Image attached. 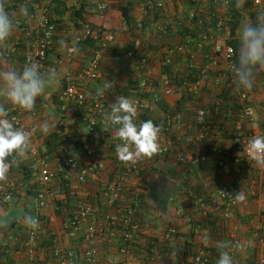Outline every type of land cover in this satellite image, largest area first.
<instances>
[{
    "label": "built area",
    "instance_id": "2783aa9c",
    "mask_svg": "<svg viewBox=\"0 0 264 264\" xmlns=\"http://www.w3.org/2000/svg\"><path fill=\"white\" fill-rule=\"evenodd\" d=\"M57 0H0V9L7 12L14 20V29L21 30L24 36L14 37L11 42L7 43V47L0 46V59L8 60L10 57H18L23 52L22 68L28 62H34L41 66L42 70L45 68L44 62L46 60L47 50L51 48L53 44V37L56 31V22L50 15V8ZM82 2V0H79ZM87 12H95L96 14H104L110 5L111 0H86ZM144 15L154 13L162 9L165 5V0H138ZM181 1V0H176ZM190 1H201V0H190ZM202 2V1H201ZM213 4L214 8H210L211 5L206 6L211 9L209 15H201L197 19L199 25H205L212 15L216 18V29L217 33L206 29L199 35V41L197 43L196 51L191 48V36H186V43L181 44L177 47L166 49L162 63L171 64L173 62V53H185L187 55L188 63L191 67H195V62L198 60L208 61L203 64L202 69L197 72L195 77L191 74H182L178 81H174L166 73L158 74L156 68L152 65L151 54L143 52L144 54L139 55V51L142 49V41L137 38L134 43V48L127 51V57L136 61V71L139 72L140 81L138 83L136 92L137 94L132 97L138 107V121L140 114L147 109H150L153 104L162 101L166 96L170 95L177 86L187 87L189 86L192 93V103L197 104V98L201 94L202 90L206 86L218 87L219 91L222 92V80L229 79L226 86L227 90L237 95L240 103L239 110L234 120V132H233V144L236 145L239 156L235 159L234 171L236 176L243 174L242 167L249 169L250 166L259 168L264 173V167H258L253 162L247 159L244 147L247 144V140L254 135L264 134L262 131L253 130L250 133L249 120L253 118L255 114L254 102L255 98L247 90L238 89L235 83V79L231 72V65L235 62V49L232 45L227 43V38L230 36V30L225 31V19L218 16V12H223L229 6L230 0H215ZM254 4L257 7V11L260 14V18H264V0H254ZM204 7V8H205ZM92 8V10L90 9ZM191 15L193 13L191 12ZM143 16L138 18V30L143 27ZM82 24V28L79 32L74 34L76 42H82L88 37L96 39L98 41V47L96 48L92 59L87 69V79L96 80L102 75L101 63L103 57L110 46V44L116 38V32L105 29L99 30L97 27L92 26L87 20L79 21ZM194 22H192L193 24ZM169 27L167 21L158 22L155 24L154 34L157 31H165ZM205 28V27H204ZM224 31V33H222ZM24 46V48L22 47ZM68 48L74 49L72 53L67 51ZM76 45L74 43L68 44L66 47V55L71 57L76 53ZM219 68L229 72L230 76L226 73L220 72L217 75H211L210 70ZM223 71V72H226ZM196 73V72H195ZM194 73V74H195ZM190 76V77H189ZM151 92V96L148 93ZM62 101L65 103L62 105V110H67L69 104L75 106H84L86 103H90V116L88 120L87 137L82 138L85 145V155L91 156L95 152V144H92L89 140L96 133L95 125L102 118V114L108 109V95L105 93L103 96H96L95 90L88 94V92L77 83L73 82L70 76L66 78V85L59 94ZM220 100H216L213 105H216L215 109L218 110V104ZM25 111L19 109H13L4 111L3 115L8 116L9 119H13L17 127H21L26 130L22 124V116ZM167 124L174 122L173 129L176 131L180 130V135H184L186 143L189 145L200 144L204 139H209L210 135L207 134L206 124L208 118H212V110L210 106L206 105H195L193 110V118H190L187 122L183 120V115L179 112L172 113ZM264 114V113H263ZM63 121L60 122L62 126ZM169 127H167L168 129ZM193 128L190 132L188 129ZM35 130L32 126L31 130ZM184 131V132H183ZM183 132V133H182ZM66 139V138H64ZM111 142L117 144L119 141L111 139ZM159 150L152 156H162L164 153H168L172 150V142L166 133H163L158 138ZM199 144L195 145L198 147ZM30 154L33 157L32 161V174L38 183V192L33 200L32 217L37 221V227H29L23 238L13 237L12 243L3 241L0 237V248L6 245L7 252L12 253L13 249L11 244H18L20 242V249H15V254H23L24 260L12 258L8 264H46L45 257L41 256L42 247L41 245L46 239L53 237L54 232L49 229L45 210L52 202L55 210H58L60 206L68 204V200L71 197L70 193L61 192L59 187H53L52 183L57 178L58 173H63L64 176L69 180H75L79 185H85L93 174H99L98 179L100 180L98 190L102 191V196L107 197L108 202L114 207L113 218L122 221L125 229L122 230L121 236L126 241V245L120 246L117 256H121L119 261L120 264H139L140 262L130 261L127 257L129 251L132 249L133 240L140 231V223L135 218V208L131 204L126 206H120L125 200V190L129 185L135 187L132 191V202H137L136 195L141 191L139 185L142 181V165L140 160L135 164L122 162L117 159L116 153L115 158L118 164L125 166V171L121 174L114 173L113 178L110 179L109 174H113L112 169L108 172L104 171V164L100 162L81 164V157L78 158L77 154L68 157L63 164L60 163L58 167H53L50 161L43 156V152L35 144L30 142L28 148ZM192 154V153H191ZM191 154L189 158L191 159ZM185 159V157L183 158ZM228 159V158H227ZM229 160V159H228ZM225 161H220L221 165H224ZM65 168V169H63ZM77 170V171H76ZM76 172V175H74ZM144 175V174H143ZM145 176V175H144ZM143 176V177H144ZM136 178L134 184H129L131 178ZM102 182V184H101ZM139 183V184H138ZM102 185V186H101ZM227 185H230L229 183ZM52 186V189H51ZM16 189V183L14 180L5 178L0 180V204L6 205L12 199ZM73 192L72 194H74ZM237 192L223 186L217 189L210 196V203L223 204L227 206V210L224 215L230 216L229 208L240 203L235 202V195ZM95 195V194H94ZM92 197V196H91ZM95 197V196H94ZM86 198V197H84ZM93 199V197H92ZM59 202V206H57ZM198 204L201 209H206L207 204L203 198H198ZM115 203H117L115 205ZM93 209L91 201L88 199H81L77 204L72 214H67L66 209L62 211V230L65 236L70 239L81 240L83 248L81 250V259L77 258V253L74 249L63 250L59 246L54 245L52 250L49 251L50 256H54L58 264H102L104 262V254L102 251V244L104 238L101 236V229L97 225L95 216L90 215ZM124 211V212H123ZM123 212L122 215L119 214ZM138 222V223H137ZM121 223V224H122ZM201 229V228H200ZM142 230V229H141ZM199 230V229H198ZM178 233V229L175 226H169L164 230L163 235L167 239H172L174 235ZM111 237L117 236L116 232H110ZM120 238V236H119ZM234 246H241L240 241L236 239ZM250 245V244H249ZM11 251V252H10ZM14 254V255H15ZM13 255V254H12ZM148 259H144L140 264H161L163 258L154 249L149 255ZM210 253L204 247H198L192 257V264H210ZM119 260V259H118ZM103 261V262H102Z\"/></svg>",
    "mask_w": 264,
    "mask_h": 264
},
{
    "label": "crops",
    "instance_id": "0c3cea01",
    "mask_svg": "<svg viewBox=\"0 0 264 264\" xmlns=\"http://www.w3.org/2000/svg\"><path fill=\"white\" fill-rule=\"evenodd\" d=\"M120 0H111L110 9L103 16L101 15H89L87 19L97 25H101L108 29H113L118 32V36L115 42L111 45L108 53L101 64L102 67V76L97 80H87L85 77V66H87L85 59L81 58L79 55L80 51H77L76 54L69 58H64L65 51L63 49H55L53 53L48 56V69L56 68L60 71L61 77L57 86L47 90L45 94L41 97H38L35 107L38 106L39 114L31 115L30 113H25L22 116V124L27 132L30 134V142L35 144L39 149L42 150L43 156L47 158L48 161L52 164L53 167H58L61 160L59 156H45L44 146L46 142L51 140V133L55 126H59V121L64 119L63 126L66 125L67 130L73 134L74 138H78L83 132H85V126H83L89 115L81 117L78 114L77 107L73 104H70L71 108L65 113L61 114L58 112V106L55 103V98L59 101L61 90L63 89L66 78L70 76L74 82L82 86L88 92H92L96 89L97 86H101L106 80L112 82L113 87L107 92L108 95V108L111 103H114L117 96H125L127 98H132L133 91H136L137 84H134L135 80L139 78V73L134 70L132 62L130 63L125 55L121 56L123 51L128 48V44L133 41V37L125 29L124 20L122 18V13L118 8L117 3ZM204 1V0H202ZM75 0H69V4H73ZM248 0H237V7L245 14L243 19V24L251 23L252 21L249 17L250 6L248 5ZM191 8L189 6H181L172 2L171 0H165L164 8L153 13L149 21L152 24L155 22H164L167 21L172 25L170 30L167 33L159 35H151L150 33L141 34L143 39V48L147 51L151 50L153 56L156 55L153 59L155 63H159V53L162 46L170 45H179L184 43L182 35L185 32V29H182L183 26L186 28L190 25V16ZM204 14H207V8H204ZM132 16L137 20L141 16H145L139 1H136L135 8L132 11ZM156 19V21H154ZM178 22H175L177 21ZM67 35V37L72 34L74 36V31H69L68 34L61 32L60 34ZM138 34V33H137ZM24 36L21 30H13L11 36L9 37L8 42H11L14 37ZM155 39V40H154ZM73 43V42H72ZM126 51V50H125ZM60 56H59V55ZM15 60L12 62L6 59H0V66L3 67H16L19 69L21 64H19V59L16 56ZM20 57V56H19ZM22 62V60H21ZM187 60L183 55H177L175 58V70L179 71L185 68ZM158 71V66L156 67ZM161 69V68H160ZM209 91L203 92V101H208L210 104L212 100L213 93L211 89ZM250 93L255 98L254 106L256 109L255 115L250 121V124L247 125L249 128H253L255 131L264 132V74L263 71H258L255 74V81L253 88L250 90ZM210 94V95H209ZM152 94H150L151 96ZM181 101V92L176 90L167 97V102L172 106L175 103ZM4 105H8L5 104ZM176 105V104H175ZM10 106V105H8ZM108 110V109H107ZM154 111L158 116H162V109L158 104H154L149 111ZM148 113V111H147ZM3 115V113H2ZM7 117V116H6ZM80 117V119L78 118ZM9 118V117H7ZM101 123L103 119L101 118ZM44 123H49L51 126L50 132L48 135H43L41 132V126ZM227 125L232 123L227 120ZM34 127L35 130H31V127ZM103 126L101 124L102 131L92 138L93 143L95 144V152L93 155H83L81 160L84 164H90L95 162H100L104 164V171L108 172L111 170L110 159H109V149L106 147V140L113 139L115 137V130L108 129L103 131ZM190 132L193 131V128L188 129ZM184 132V131H183ZM182 132V133H183ZM160 135V134H159ZM213 140H224L221 135L217 134L214 130L212 136ZM53 141V139H52ZM51 141V148H54ZM185 158H189L190 152L187 149H183ZM180 156V153L173 152L168 156V158L159 165L157 169L151 168L147 170V175L149 177L150 189L151 186H158L159 189H167V193L163 194L162 205L160 202H157L156 198L150 197V189L148 190L141 188L142 191L146 194V204H147V214L141 213L140 218L149 223L150 232L156 233V235L161 236L167 225H177L181 228V233L176 238V240L170 241L169 243L163 242L164 254L161 264H192L190 255H182L179 250L186 243L192 242L191 249L193 252L198 247H207L209 251H214L213 246L217 248L218 242H225L228 247L225 249L232 255L233 264H253L258 260H264V174L256 167H251L245 171L243 175L236 176L233 169L234 164H228L224 170H222V178L226 182H231L233 185L237 184L240 190L239 192H244L245 200L230 209L231 218L229 220L223 221L221 213L217 212V208H210L212 216L208 222L211 223V220L215 221V216L221 217L220 221L214 223V225H207L208 230H200L194 235L191 234V225L188 224L187 215L191 212L194 215H199L196 208L190 207L185 208L184 211L183 205L187 206L186 202H183L186 195H183L181 191H177V186H180L183 182V176L186 175V171L182 168V165H179L177 158ZM18 165L29 166L33 161V157L27 149L23 156L14 155ZM156 168V167H155ZM8 176L17 183V192L21 191H32L33 189L28 188V183L22 179V176L17 172L10 169L8 171ZM99 174H93L91 178L87 181L85 185L78 184L75 180L73 182V192L76 194L85 197L86 195H91L95 193L98 189L100 180L98 179ZM146 177V178H148ZM21 180V181H20ZM136 178H131L129 184H134ZM139 184V183H138ZM53 187H59L57 180L55 179L52 183ZM26 189V190H25ZM135 189L134 186L129 185L124 194L125 200H128L132 195V191ZM151 192V191H150ZM91 197V196H90ZM24 201V200H23ZM23 201L19 200L18 203L12 204L10 206H0V228L9 227L12 224L17 222L23 223V211L24 205ZM144 212V211H143ZM45 216L47 218L49 227L56 232V236L59 240V245L63 249L74 248L77 253V258L81 259V250L83 248L81 240H72L66 237L63 234L62 230V217L54 208V204L50 202L48 207L45 210ZM17 226V225H16ZM25 226V224H24ZM236 235L245 245L242 249H231V244L233 241L232 235ZM250 242V247L248 246ZM42 253L41 256L45 257L46 264H58L54 256L49 255L50 245L48 242L42 244ZM105 242L102 244V251L104 254V264H119L118 259H121V256H117L115 247ZM180 253V255H178ZM12 258L24 260L23 254H15ZM218 256L214 255L212 258V264H216ZM165 259V260H164Z\"/></svg>",
    "mask_w": 264,
    "mask_h": 264
},
{
    "label": "trees",
    "instance_id": "16d2710c",
    "mask_svg": "<svg viewBox=\"0 0 264 264\" xmlns=\"http://www.w3.org/2000/svg\"><path fill=\"white\" fill-rule=\"evenodd\" d=\"M137 0H120L118 4V8L122 13V18L124 20L125 24V29L130 33V35L133 37V40L136 38H142L141 34H147V33H152L154 31L155 24H152L149 20H143V28L141 30L137 29V21L132 16V11L135 8ZM172 2L179 4L181 6H189L190 11L193 13V15L190 16V25L186 28V26H183L182 29H185L184 34L182 35V38L186 39V35L191 36V49L193 51L198 50L197 49V43L199 41V35L202 33V31L206 29H210L213 32L217 33L216 29V18L214 15L206 21L205 25H199L197 23L198 17L201 15L200 12L203 9V5H206L209 7L211 5L212 8H214L213 4L215 3H210L214 2L215 0H206L205 2L201 1H190V0H181V1H176V0H171ZM248 5L250 6V12H249V17L252 21V24H255L258 20V17L260 18L259 12L254 8V1L253 0H248ZM216 5V4H215ZM92 10V8H90ZM50 15L52 16L53 20L56 22V31L55 35L53 37V44L51 48L47 50V55H46V60L44 62L45 68L48 70V56L54 52L55 49H63L65 50L66 44L67 43H72L75 40V37L70 34L68 37L67 35L60 34L61 32H65L66 34L69 33V31H74V34L79 32L82 28V24L79 23L80 20L85 21L86 17L88 15V12L86 11V6L84 4L80 6L76 5H71L68 3L67 0H57L50 8ZM91 15H96L94 13H91ZM218 16L222 17L225 19V31L226 29L230 30V36L227 38V43L232 45L235 49V56H236V51L239 47V41H238V31L241 25L243 24V19L245 17V14L237 7V0H230L229 6L227 9L223 12H218ZM154 21H156L154 19ZM192 22H194L192 24ZM205 27V28H204ZM99 30L103 29V27H97ZM138 33V34H137ZM224 33V31H222ZM184 39V41H185ZM143 40V39H142ZM76 42V41H75ZM134 41L128 44V48L126 47L125 50H131L134 48ZM24 48V46L22 45ZM98 47V41L96 39H93L91 37H88L84 41L77 43V51H80L79 55L81 58L85 59L87 66H85V71L88 68V64L92 59V56ZM173 45H170L168 49L172 50ZM125 50L123 52H125ZM127 50V51H128ZM66 52V50H65ZM20 57L18 56L17 58L19 59V64L23 62L24 56L23 52L19 53ZM59 55V54H58ZM124 53L121 54L123 56ZM60 56V55H59ZM175 52L173 53V63L172 64H163L162 65V71L163 73H166L167 75L170 76V78L174 81H178L179 77L185 73L190 75V69L192 68V73H195V69H197L196 73L194 74L193 77L196 76L197 72L202 69L203 64H205L208 60H198L195 62V67H191L190 63H186L185 68L182 70H175ZM128 61L131 63L132 59L127 57ZM236 59V57H235ZM8 60L14 61L15 57H10ZM22 60V62H21ZM135 62H133V67L134 70H136V66H134ZM226 70L222 69H217L214 68L210 70L211 75H217L220 72L226 73L227 76H230L229 72H223ZM258 73V70H256V73ZM190 77V76H189ZM140 76L134 84H138L140 80ZM222 82V92H219L217 89H212L213 97L218 98L220 100L218 104V110H216L215 106L213 105L214 102L211 104L210 102V108L212 110V118H208V122L206 124V131L207 134L212 136L214 130H216L217 134L221 135L226 141L221 140H207L204 139L201 141L199 144V150L197 146L198 144H192L189 145V149L191 150V159L186 158L185 160L183 159L184 156L182 155L183 153V145L182 141L180 140L184 137V135H180L181 133L175 131L173 129V126L175 125L174 122H171L169 125L167 124L169 117H172V113L176 112L177 110L180 111L183 115V120L185 119L187 122L189 121V117H185L186 114L189 112V108L186 106L187 100H188V93L187 90L186 94L182 93L181 101L176 103V108L172 107L168 102L162 101L158 105L162 109L163 115L158 116L157 114L154 113V111H148V113H144L141 116V119L139 121L143 120H152L154 125L158 126L160 129L159 136H161L163 133H166V135L169 137V139L172 142V149L176 153H180L181 156L177 158V162L179 165H182V168L184 171H186V175L183 176V182L180 184V186H177V191H181L183 195H189L193 194L195 195L196 198H203L204 202L207 204L206 209H200L198 211L199 215H194L192 212L188 214L186 217L188 219V224L191 225V234H195L197 232V229L199 225H203V228H206L207 225H214L215 222L220 221L221 217H217L218 215L215 216V221L211 220V223L208 222L210 220L212 213L210 212V208H217V212L221 213V216H223V212L226 208L225 204H213L210 203V196L217 191L218 188L223 187V186H228L235 192H238L240 189L237 184L234 185H227V182L223 180L222 178V170L229 164L235 161V159L239 156L238 151H240V148H236L237 146L233 144V132H234V125L232 123L227 125V120L228 121H233L235 120V117L237 115V111L239 110L240 103L239 99L236 94L231 93L230 90L226 89V84L229 82V79H224L221 81ZM65 86V85H64ZM211 89V88H210ZM209 91L208 87H204L203 92ZM151 93H148L150 95ZM136 95V91H133L132 97ZM210 95V94H209ZM211 97V96H210ZM55 103L58 106V112L61 114H65L71 107L69 104L67 106V110H62V105L65 103L62 100L54 99ZM214 100V99H213ZM38 101V98H37ZM199 102L201 105L205 104V101H203L202 98L199 99ZM0 108L4 109V111L10 110L11 106L4 105V101L0 100ZM90 108V103L88 102L85 106L78 107V114L81 117H84L86 114L88 115V110ZM3 111V112H4ZM30 113L31 115L35 116L39 114V108L38 106L34 107L33 111L31 112H26ZM8 117V116H7ZM80 119V117H78ZM190 118H193V115L190 116ZM102 121L99 120L97 124L94 126L96 133L93 137H95L97 134H99L102 129H101V124L103 126ZM85 126V132H83L78 138H74L73 134L70 133L69 130H67L66 126L58 127L55 126L54 130L51 133V140L49 142H46L44 149H45V156H53L57 155L59 156L61 160V164L65 162V160L72 156L77 154L78 158H82V156L85 154V145L82 141V138L87 137V129H88V120L86 123L83 125ZM167 127H169L167 129ZM253 128H250V133H252ZM158 136V138H159ZM91 137L89 140L91 143H93V140ZM66 138V139H64ZM53 139V141H52ZM51 141L52 144L54 143L53 147L51 148ZM180 142V143H179ZM106 147L109 149V159H110V165L111 169L113 171V174L110 175V179L113 178L114 173L121 174L122 172L125 171V166L123 164H118L115 158V143L111 142V140H106L105 142ZM171 152L164 153L162 156H150V157H143L141 161L142 165V181L139 187L144 188L148 190V187L150 189V183H149V177L148 175L146 178L144 175L147 174V170H150L151 168L157 169L159 165L162 163V161L166 160L168 156H170ZM229 160H228V159ZM11 163V166L9 168L12 169L13 171L17 170L19 174L22 176V179L28 183V188L26 189H33L32 191H21L17 192L14 190V194L12 196V199L10 200L11 204H16L18 203L19 200H24L23 205H24V211H23V220L25 216H31L32 217V210H33V200L34 197L36 196L38 192V183L36 182L31 166L32 162L29 166L26 165H18L16 162V159L14 158V155L9 158ZM82 161V160H81ZM220 161H225L224 165L220 164ZM235 163V162H234ZM83 161L81 162L80 165H83ZM59 166V165H58ZM156 167V168H155ZM65 169V168H63ZM243 171H246V168L242 167ZM251 170V166H250ZM77 171V170H76ZM9 174V173H7ZM144 174V175H143ZM76 175V172L75 174ZM242 175V174H241ZM240 175V176H241ZM144 176V177H143ZM239 176V177H240ZM7 177V176H6ZM58 184L60 185V191L61 192H66L70 193V191L73 190V182L69 179H67L63 173H58L57 178H56ZM21 181V180H20ZM102 184V182H101ZM155 185V184H154ZM151 186V189L149 191L150 197L156 198L157 202H160L162 205L163 201L160 198L163 197V194L167 193V189H159L158 186ZM102 186V185H101ZM25 189V190H26ZM52 189V186H51ZM191 191V193H188V191ZM73 193V191H72ZM71 197L68 200V204L65 206H60L58 208L57 213L61 214L63 210L66 209L67 214H72V212L77 209V204L78 202L83 198V199H88V201H91L93 209L90 212V215L95 216L97 220V225L101 229V236L104 238L103 243L109 242V244L113 245L115 247V251L118 252L120 246L126 245V241L123 239V236H121V232L124 228L122 221L119 219H114L113 218V211L114 207L112 204L108 202L107 197L102 196V191L97 189V191L93 194L86 195L82 197L79 194H72ZM95 194V195H94ZM92 196V197H90ZM95 196V197H94ZM133 195L130 196L128 200H124L122 203H120V206H126L127 204H131L132 207L135 208V218L137 221L140 223V231L138 232L139 234L135 236L133 240V247L129 251V256L127 257L130 261L134 262H142L144 259H148L151 255V253L155 250L161 255H164V247H163V242L164 243H169L170 240L165 238L164 235L158 236L154 235V233L150 232V227L149 223L145 222L143 219L140 218L141 213H146L147 214V204H146V194L142 191L139 192L138 195H136V199L138 200L136 203L132 202ZM195 199L191 198L188 196V199L184 202H186L187 206L183 205L184 211L186 210L185 208L189 209L190 207L195 208L194 204ZM117 203H115L116 205ZM59 202H57V206H59ZM144 211V212H143ZM124 212V211H123ZM123 212L119 214L122 215ZM122 223V224H121ZM138 223V222H137ZM25 224V226H24ZM17 225V226H16ZM173 225V224H171ZM170 226L167 225L165 229H167ZM178 229V233L175 235L177 238L179 234L181 233V228L176 226ZM29 227L26 225L25 220L22 222H17L15 224H12L9 227L5 228H0V237L3 241H7L9 244L12 243L11 238L13 237H21L23 238L26 234V230ZM208 228V227H207ZM142 229V230H141ZM114 231L116 232L117 236L111 237L110 232ZM120 236V238H119ZM48 241V244H51V240H46ZM44 242L45 244L47 242ZM50 242V243H49ZM13 246L11 249L12 253L9 254L7 252V247L6 245H3V247L0 248V264H8L10 263V260L12 259V256L15 254V249L18 247L20 249V242L18 244H11ZM192 242L186 243L183 245V247L179 250L182 255H190L193 256L194 252L191 249ZM16 247V248H15ZM113 247V248H114ZM214 251H210L211 254V264H212V258L214 255H219V249L213 246ZM10 251V252H11ZM13 254V255H12ZM161 255V256H162ZM180 255V253L178 254ZM230 255V254H229ZM231 256V255H230ZM232 257V256H231ZM13 260V259H12ZM11 260V261H12ZM103 262V261H102ZM105 262V260H104ZM104 262L102 264H104ZM139 263V264H140ZM120 264V263H119Z\"/></svg>",
    "mask_w": 264,
    "mask_h": 264
},
{
    "label": "clouds",
    "instance_id": "9594fccd",
    "mask_svg": "<svg viewBox=\"0 0 264 264\" xmlns=\"http://www.w3.org/2000/svg\"><path fill=\"white\" fill-rule=\"evenodd\" d=\"M67 1L69 3V0H67ZM205 1L206 0H204L202 2H205ZM82 4H84L86 6V4H88V2L86 0H82V2L80 1V3H79V0H75V2L71 5L80 6ZM110 5H111V2H110ZM110 5H109L108 10L110 9ZM204 7L205 6H203V9L200 12L203 16L206 15V14H204ZM205 8H207V7H205ZM210 8H212V7H210ZM254 8L257 10V7L255 6V4H254ZM86 11H88L87 7H86ZM107 11L104 14H98L97 13V15L103 16L107 13ZM210 11H211V9L207 8V15L208 16H210L209 15ZM94 14H96V13H94ZM88 15H89V13H88ZM88 15H87V17H88ZM152 15H153V13L146 14L145 16H143V20H149ZM87 17H86V20L92 26L103 27L101 25H97V24L89 21L87 19ZM175 22H178V20ZM157 23L158 22L156 21L155 24H157ZM14 26L15 25H14L13 18H11L7 12L0 9V46H4L5 48L7 47V41L9 40V37L11 36V33L14 29ZM171 27H172V25L169 23V27L165 31H157L154 34H152L150 32V34L153 36L159 35L160 33L165 35V33H167ZM105 29H108V28L103 27V29H101V30H105ZM137 29H138V24H137ZM109 30L116 32V34H117L116 38H117L118 32L113 30V29H109ZM237 35H238L239 47L236 51V60L231 65L230 70H231L232 75L235 79V83H236L237 88L241 89V90L250 91L254 85L256 70L263 71V74H264V18L258 17V20L255 24H251V23L242 24L241 27L239 28ZM155 37H157V36H155ZM116 38H115V40H116ZM136 39H134L133 41L135 42ZM140 39H141L142 44H143L142 38H140ZM115 40L110 44L107 51L110 49L111 45L115 42ZM75 41H76V38H75L73 43L76 45V48H77L78 42H75ZM184 43H186V39H185ZM184 43H181V44H184ZM68 44H70V43H67L66 47L68 46ZM181 44H179V45H181ZM179 45H176V46L173 45V47H177ZM66 47H65V50H66ZM168 47H169V45L168 46L165 45L159 49L160 50V53H159L160 65H158L157 63H155L153 61L154 60L153 58L156 55L153 56L151 50H149V51L145 50L143 48V45H142V49L139 51L138 54L139 55L144 54L143 53L144 51L146 53L151 54L152 65L155 68L158 66L157 73L160 74V73H163V71H162L163 54H164L165 50L168 49ZM127 50L124 52V55L126 57H127ZM67 51L69 53H72L74 51V49L68 48ZM107 51H106L103 58H105ZM76 52H77V50H76ZM74 55H72V56H74ZM177 55L185 56L186 60L188 58L185 53H175L174 57L176 58ZM64 58H69L66 55V52H65ZM136 61H137V57H136ZM136 61H134L135 62L134 66L136 65ZM187 63H188V60H187ZM101 64H103V63H101ZM132 64H133V60H132ZM88 66H89V64H88ZM195 70L197 71V69H195ZM86 72H87V70L85 71V77L87 79V73ZM190 74L192 77L194 76V73H192V68L190 69ZM60 77H61V73L58 69L49 68L48 70L45 71V70H42V68L39 64L34 63V62H28L22 68H19V69H17L16 67L0 66V100H3L5 102V104L10 105L11 108H13V109H19V110H22L25 112H31V111H33V109L35 107L37 98L41 97L43 94H45V92L47 90L57 86L59 83ZM72 81L74 82V80H72ZM89 81H91V80H89ZM65 85H66V83H65ZM137 86H138V84H137ZM137 86H136V89H137ZM112 87H113L112 82H110L109 80H106L101 86L96 87L95 94L98 97L103 96ZM206 87L212 88V89H217L219 91L218 87H213L210 85L206 86ZM185 89L187 90V93L189 96L187 103H186V106L189 108V112H188V114H186L185 117H189V119H190V116L193 114L194 106L195 105H199V106L201 105L199 102V99L200 98L203 99V90H202L201 94L199 95V97L197 98V104H194V103H192L193 96H192V93L190 91L189 86H187V87L177 86V88H175L173 92H175L176 90L180 91L181 97H182V93L186 94ZM92 92H88V94H91ZM211 93H212V91H211ZM136 94H137V92H136ZM168 96H170V95H168ZM168 96H166L162 101L167 102ZM211 97H212L211 104L214 101L218 100V98L213 97V95ZM131 99L132 98L129 99L125 96H117L115 102L111 103L109 105L108 110H106L102 114V119H103V123H104L103 131H107L108 129H114L115 130V137H113V139L116 138L119 141V143H117L115 145V153H116L117 159H119L122 162L135 164L138 160H140V162H141L143 157H150L159 150L158 136H159L160 129L158 126L154 125L152 120L138 121V115H139L138 107H137V104ZM162 101L155 103V104H159ZM175 104L172 105V107L176 108ZM107 105H108V103H107ZM204 105L210 106V104H208V101H205ZM78 107H81V106H78ZM254 108H255V106H254ZM3 111H4V109L0 108V180H4L6 178V176H7V178L11 179L7 173L9 171L10 166H11V163H13V162L10 161L9 158L12 157L13 155L23 156L25 154L26 150L30 146V134H29V132H27L26 130H24L21 127H17L16 123L13 119H9L6 116L2 115ZM147 111H149V109L145 110L144 112H142L140 114V119H141L142 114H144L145 112L147 113ZM176 112L181 113L178 110ZM255 112H256V109H255ZM173 113H175V112H173ZM88 115L90 116V108L88 110ZM89 116H88L87 120H89ZM263 116H264V114H263ZM252 119L249 120V124H250V121H252ZM61 121H63V124H64V119H62L59 121L58 127L63 126V124H62V126H60ZM231 122L234 125V120ZM50 129H51V126L49 123H44L41 126V132L43 135H48L50 132ZM53 130H54V128H53ZM177 132L180 133V130H178ZM184 137L180 140V142L182 141L183 149L184 148L187 149L191 154V150L189 149V144L186 143V139H184ZM210 138H212V137L210 136ZM210 138H209V140H213ZM109 140H111V139H109ZM170 152L173 153L174 152L173 149ZM244 152H245V155H246L248 160L253 162L258 167H264V134L254 135V136L250 137L247 140V144L244 147ZM182 155L184 156V154H182ZM183 156H181V157L183 158ZM232 163L234 164V162H232ZM253 167H255V166H253ZM233 169H234V167H233ZM244 173H245V171L243 172V174ZM146 176H147V174L145 175V177ZM228 183L230 185H233L231 182H227V184ZM16 188H17V183H16ZM14 190H16V189H14ZM188 193H191V191L189 190ZM188 196L195 199V201H194L195 208H196L197 212L200 211L201 207L197 202L198 198H196L195 195H193V194H189ZM188 196L186 195V197H185L186 200L188 199ZM245 198H246L245 194L242 191L241 192L238 191L234 197L235 202H237V203H240V202L242 203L245 200ZM186 200H184V201H186ZM10 202L7 203L6 205L0 204V206H10V204H11ZM223 204H225V203H223ZM238 205H235V206H238ZM235 206L230 207L229 212H230V209L235 207ZM226 210H227V206L223 212V216H222L223 221L229 220V218H231V212H230L229 217H226L224 215ZM60 215L62 217V213ZM24 220H25V223L28 227H31V228L37 227V221L33 217L25 216ZM46 221H47V218H46ZM62 221H63V218H62ZM47 224H48V221H47ZM170 226L176 227L177 225L173 224ZM48 227H49V224H48ZM49 229H51V228L49 227ZM198 229H197V232H199L200 230H202V231L208 230L207 227L203 228V225H201V224L199 225ZM51 231H53V230L51 229ZM232 238H233V241L231 244V249H234V250L242 249L245 245H247V244H244L234 234L232 235ZM49 239L51 240L50 241L51 244H49L51 247L50 251L52 250L54 245L62 248L59 245V240L56 236V232H54L53 237H51ZM49 239H46V240H49ZM236 239H238L240 241V244H241L240 247H239V245L234 246V244H235L234 241ZM72 240H75V239H72ZM175 240H176V237L174 235L170 241L174 242ZM44 242H43V244H44ZM46 242H48V241H46ZM249 244H250V242H248V246H246L247 248L250 247ZM227 247H228V245L225 242L221 241V242L217 243V248L220 251H219L218 258L216 260V264H233V259L231 257L232 255L230 256L229 252L225 250ZM204 248L206 249L207 247H204ZM68 249H74V248H68ZM63 250H67V249H63ZM196 250H195V252H196ZM206 250H208V249H206ZM209 253H210V251H209ZM161 257L163 258V255ZM118 261H120V259ZM191 262H192V259H191ZM210 264H211V260H210ZM253 264H264V260L263 261L258 260Z\"/></svg>",
    "mask_w": 264,
    "mask_h": 264
},
{
    "label": "rangeland",
    "instance_id": "374dc122",
    "mask_svg": "<svg viewBox=\"0 0 264 264\" xmlns=\"http://www.w3.org/2000/svg\"><path fill=\"white\" fill-rule=\"evenodd\" d=\"M115 4H116V5L119 4V1H118L117 3H115ZM107 53H108V51H107Z\"/></svg>",
    "mask_w": 264,
    "mask_h": 264
}]
</instances>
